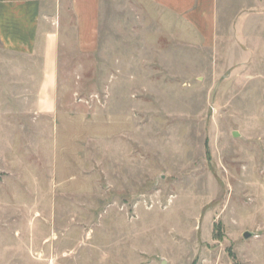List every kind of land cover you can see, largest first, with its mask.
Instances as JSON below:
<instances>
[{
    "label": "rangeland",
    "instance_id": "rangeland-1",
    "mask_svg": "<svg viewBox=\"0 0 264 264\" xmlns=\"http://www.w3.org/2000/svg\"><path fill=\"white\" fill-rule=\"evenodd\" d=\"M63 2L49 106L0 46V264H264V0H215L208 38Z\"/></svg>",
    "mask_w": 264,
    "mask_h": 264
},
{
    "label": "crops",
    "instance_id": "crops-1",
    "mask_svg": "<svg viewBox=\"0 0 264 264\" xmlns=\"http://www.w3.org/2000/svg\"><path fill=\"white\" fill-rule=\"evenodd\" d=\"M81 1V0H80ZM98 0H85L96 5ZM181 17L203 37L215 36V0H150ZM255 3L258 0H254ZM74 0V5H78ZM63 0H0V46L7 52L39 59L37 106H49L55 89L58 49L65 23ZM95 9V8H94Z\"/></svg>",
    "mask_w": 264,
    "mask_h": 264
},
{
    "label": "water",
    "instance_id": "water-1",
    "mask_svg": "<svg viewBox=\"0 0 264 264\" xmlns=\"http://www.w3.org/2000/svg\"><path fill=\"white\" fill-rule=\"evenodd\" d=\"M250 236V233L249 232H245L244 234H243V237H245V238H247V237H249Z\"/></svg>",
    "mask_w": 264,
    "mask_h": 264
}]
</instances>
